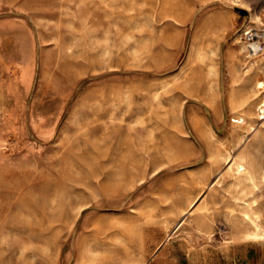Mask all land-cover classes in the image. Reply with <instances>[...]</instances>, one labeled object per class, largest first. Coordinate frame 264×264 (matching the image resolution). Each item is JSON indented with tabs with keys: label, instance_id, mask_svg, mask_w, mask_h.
<instances>
[{
	"label": "rangeland",
	"instance_id": "374dc122",
	"mask_svg": "<svg viewBox=\"0 0 264 264\" xmlns=\"http://www.w3.org/2000/svg\"><path fill=\"white\" fill-rule=\"evenodd\" d=\"M263 13L0 0V264H264Z\"/></svg>",
	"mask_w": 264,
	"mask_h": 264
},
{
	"label": "built area",
	"instance_id": "2783aa9c",
	"mask_svg": "<svg viewBox=\"0 0 264 264\" xmlns=\"http://www.w3.org/2000/svg\"><path fill=\"white\" fill-rule=\"evenodd\" d=\"M264 20V13L262 14ZM242 39L245 42L247 57L255 59L264 54V28L244 27L241 31Z\"/></svg>",
	"mask_w": 264,
	"mask_h": 264
},
{
	"label": "water",
	"instance_id": "95a60500",
	"mask_svg": "<svg viewBox=\"0 0 264 264\" xmlns=\"http://www.w3.org/2000/svg\"><path fill=\"white\" fill-rule=\"evenodd\" d=\"M237 12L241 15V17L245 20L247 18V11L244 9H237Z\"/></svg>",
	"mask_w": 264,
	"mask_h": 264
},
{
	"label": "bare ground",
	"instance_id": "6f19581e",
	"mask_svg": "<svg viewBox=\"0 0 264 264\" xmlns=\"http://www.w3.org/2000/svg\"><path fill=\"white\" fill-rule=\"evenodd\" d=\"M262 114H264V108H263V110H262ZM262 118H264V116L262 117ZM246 167H244L243 165H240L239 166V171L240 172H246V169H245ZM244 175H245V173H244ZM246 176V175H245ZM264 176V175H263ZM259 235V234H258ZM263 236H264V233H263ZM258 237V236H257ZM257 237L255 238V239H257Z\"/></svg>",
	"mask_w": 264,
	"mask_h": 264
}]
</instances>
